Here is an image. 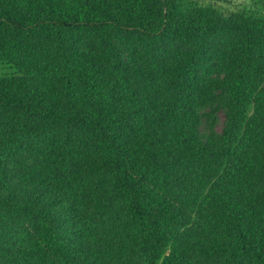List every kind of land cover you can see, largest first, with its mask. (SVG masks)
I'll return each instance as SVG.
<instances>
[{"label":"trees","instance_id":"obj_1","mask_svg":"<svg viewBox=\"0 0 264 264\" xmlns=\"http://www.w3.org/2000/svg\"><path fill=\"white\" fill-rule=\"evenodd\" d=\"M0 264H264V5L0 0Z\"/></svg>","mask_w":264,"mask_h":264},{"label":"rangeland","instance_id":"obj_2","mask_svg":"<svg viewBox=\"0 0 264 264\" xmlns=\"http://www.w3.org/2000/svg\"><path fill=\"white\" fill-rule=\"evenodd\" d=\"M214 1L216 4L232 8L238 5H248L257 8H262L264 0H209ZM205 109V108H204ZM223 120L222 110L216 109L214 111V121L211 124L212 128L219 130ZM208 120L204 115L200 116L199 130L205 131ZM167 212H177L178 209L173 206H164ZM212 230L207 227L203 222L191 215L185 222L175 224H164L156 226H146L141 228L139 233L120 241L129 244H149L155 247L160 253L165 251V246L172 239H189L198 238L208 235Z\"/></svg>","mask_w":264,"mask_h":264}]
</instances>
